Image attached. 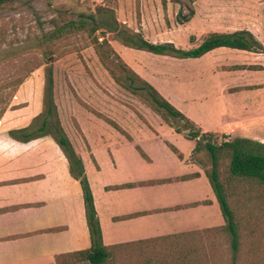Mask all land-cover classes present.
Instances as JSON below:
<instances>
[{
  "label": "crops",
  "instance_id": "0c3cea01",
  "mask_svg": "<svg viewBox=\"0 0 264 264\" xmlns=\"http://www.w3.org/2000/svg\"><path fill=\"white\" fill-rule=\"evenodd\" d=\"M221 50L252 57L206 62V56ZM263 54L218 48L200 58L174 59L195 62L205 77L230 76L219 85V122L206 101L181 103L164 93L153 70L135 72L203 133L264 146V82L244 80L258 72L248 67L258 66ZM232 66L246 68L229 70ZM107 117L127 137L97 117L106 127L92 136L73 117L85 144H73L70 129L64 130L82 159L102 243L112 248L108 264H194L195 245L188 237L225 226L212 186L201 164L192 160L195 141L155 119L129 116L125 124ZM32 120L7 112L0 121V264H56L59 256L90 248L82 190L60 148L47 136L22 143L7 134Z\"/></svg>",
  "mask_w": 264,
  "mask_h": 264
},
{
  "label": "rangeland",
  "instance_id": "374dc122",
  "mask_svg": "<svg viewBox=\"0 0 264 264\" xmlns=\"http://www.w3.org/2000/svg\"><path fill=\"white\" fill-rule=\"evenodd\" d=\"M189 11H193L192 17ZM178 13L183 21L177 19ZM113 20L121 32L131 30L150 42H171L183 50L196 46L209 33L238 30L249 31L264 46V0H18L7 3L0 7V109L2 102L7 106L0 121L7 112L31 119L41 112L43 73L52 65L54 102L61 126L63 130L70 129L73 144H85L74 118L82 122L91 136L106 127L82 105L125 124L129 116L143 122L147 118L163 122L144 100L142 90L138 94L128 92L106 70V67L113 69L122 81L127 77L121 72L123 63L134 72L153 70L164 93L181 103L189 99L206 101L214 120L219 122L223 112L219 85L230 81L229 75L218 78L206 74L205 77L195 70L198 67L195 62L127 48L103 25L112 24ZM221 51L206 56V62L230 64L252 57L249 53ZM257 61L258 72L244 80L264 82V54ZM223 69L227 68L223 66ZM134 86L142 85L135 81ZM40 120L41 117L34 122L33 129ZM167 125L171 129L182 128L181 121L170 120ZM213 140L219 144L222 139L218 135ZM192 160L211 171V160L205 149L197 151ZM228 163V157L221 155L218 171L235 214L238 250L232 251L225 229L199 232L188 237L195 245L194 264H264V187L256 182L229 178Z\"/></svg>",
  "mask_w": 264,
  "mask_h": 264
},
{
  "label": "trees",
  "instance_id": "16d2710c",
  "mask_svg": "<svg viewBox=\"0 0 264 264\" xmlns=\"http://www.w3.org/2000/svg\"><path fill=\"white\" fill-rule=\"evenodd\" d=\"M15 1L18 0H0V7L4 4ZM193 14V11H189L188 15L189 17H192ZM177 19L183 21L181 13L177 14ZM103 25L108 28L109 32L115 33L116 39L127 48L178 60L200 58L218 48L240 50L256 54L264 53V46L262 43L247 30H238L231 33H209L196 46L183 50L176 47L171 42H150L144 39L140 34L131 30H124L121 32L117 29L118 23L114 20L112 24L104 23ZM113 56L117 61H120V58L116 54H113ZM99 58H101L100 55ZM121 66V72L127 74V77L122 81L118 79L113 69L106 67L107 72L116 83L132 94H138V91L142 90L144 92V100L148 103L150 109H152L153 112H155L161 120L166 123V125L169 124L170 120L181 121L182 128H173V130L177 133L184 132V135L188 139L195 141L194 152L199 151L201 148L207 151L211 160V171L208 172L203 167L202 169L212 186L221 214L225 220V226L206 231L225 229L231 239V249L233 252H236L239 246L237 223L234 211L232 210L226 195L225 186L218 171V163L221 155H226L229 159L227 168L229 178L256 182L264 187V146L247 139H234L230 142L224 141L222 135H219L222 139L220 143H215L213 139H216L218 134L203 133L191 120L163 98L153 86L139 77L123 63H121ZM245 68L246 67L244 66H232L229 70ZM248 69L258 70L259 67L250 66ZM135 81L140 82L142 86H134ZM2 104L3 107L0 109V116L4 113L7 107L5 102H2ZM82 106L89 113L101 119L127 137L125 132L113 120L90 109L87 105ZM40 117L41 120L39 125L33 129L34 122ZM7 134L11 139L22 143L40 137H50L67 159L69 174L80 184L83 196L84 215L90 237V248L84 251L59 256L57 257L56 264H108L112 248L105 247L102 243L99 220L94 207L92 192L85 175L82 159L75 151L59 120L58 110L54 102L52 65L47 66L43 73L41 112L33 118L29 126L9 130ZM167 146L173 153L181 158L180 153L172 145L167 144Z\"/></svg>",
  "mask_w": 264,
  "mask_h": 264
}]
</instances>
